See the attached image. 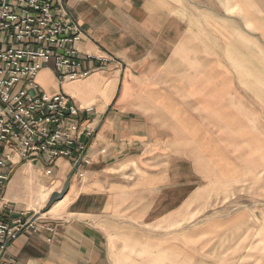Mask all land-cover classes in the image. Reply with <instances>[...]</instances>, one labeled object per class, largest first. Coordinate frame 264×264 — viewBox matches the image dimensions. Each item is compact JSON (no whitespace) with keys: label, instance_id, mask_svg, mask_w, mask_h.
<instances>
[{"label":"crops","instance_id":"0c3cea01","mask_svg":"<svg viewBox=\"0 0 264 264\" xmlns=\"http://www.w3.org/2000/svg\"><path fill=\"white\" fill-rule=\"evenodd\" d=\"M219 3L221 27L228 30L230 24L237 39L246 33L264 46V0ZM65 4L69 17L83 29L78 49L84 58H94L84 67L95 69L61 82L47 66L36 81L48 94L64 92L79 106L93 107L90 114L83 111L94 131L86 138L90 162L73 166L60 158L52 175L39 159L15 167L5 188L7 216L34 226L24 228L9 244L6 257L18 264H119L121 232L129 223L146 222L161 204L164 185L177 184L173 176L164 178V160L179 164L181 142L203 137L211 143L210 118L219 110L227 119L234 104L213 103L210 59L206 60L213 58L210 25L185 19L209 14L211 7L181 6L174 0ZM229 16L232 21L224 23ZM237 39L234 57L244 58ZM199 58L208 62L203 74L198 73ZM197 82L202 83L198 89ZM220 90L222 96L229 92L224 85ZM200 93V107L208 118L203 124L192 114V101ZM181 95L188 101L181 103ZM166 167L167 176L174 173ZM68 180L67 191L50 204L52 194L62 193ZM163 214L154 222L160 223Z\"/></svg>","mask_w":264,"mask_h":264},{"label":"rangeland","instance_id":"374dc122","mask_svg":"<svg viewBox=\"0 0 264 264\" xmlns=\"http://www.w3.org/2000/svg\"><path fill=\"white\" fill-rule=\"evenodd\" d=\"M174 1L211 7L209 14L185 19L210 25L213 58L206 60L210 59L213 103L228 102L234 110L227 119L225 112L213 113L211 143L202 136L194 143L181 142L179 164L164 160V178L173 176L177 184L164 185L161 204L146 222L129 223L121 232L122 253L117 259L119 264H264V46L246 33L237 39L230 24L228 30L221 27V16L216 14L220 0ZM230 17L223 22L230 23ZM236 39L244 58L234 57ZM202 59L200 74L207 71L208 62ZM201 84L197 82L196 88ZM222 85L229 88L224 96ZM201 94L192 101V114L203 124L208 118L200 107ZM179 99L188 101L186 95ZM166 166L169 173L178 167V173L167 176ZM160 213L162 221L155 223Z\"/></svg>","mask_w":264,"mask_h":264},{"label":"built area","instance_id":"2783aa9c","mask_svg":"<svg viewBox=\"0 0 264 264\" xmlns=\"http://www.w3.org/2000/svg\"><path fill=\"white\" fill-rule=\"evenodd\" d=\"M82 35L65 0H0V264H18L6 257L8 246L34 226L7 216L5 188L15 167L39 159L52 175L60 158L90 162L86 138L94 131L83 111L93 107L64 92L48 94L36 81L47 66L61 82L89 75L95 68L84 62L94 58L78 49Z\"/></svg>","mask_w":264,"mask_h":264},{"label":"water","instance_id":"95a60500","mask_svg":"<svg viewBox=\"0 0 264 264\" xmlns=\"http://www.w3.org/2000/svg\"><path fill=\"white\" fill-rule=\"evenodd\" d=\"M69 180L67 181V184H66V188H65V190L62 192V193H60V192H54L53 194H52V196H51V199H50V204L52 203V202H54L55 200H57L58 198H60L61 196H63L64 195V193L67 191V188L69 187Z\"/></svg>","mask_w":264,"mask_h":264}]
</instances>
